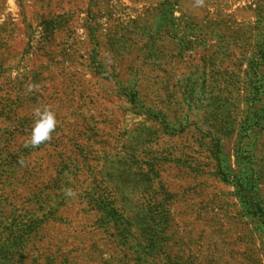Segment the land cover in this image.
<instances>
[{
	"label": "rangeland",
	"instance_id": "obj_1",
	"mask_svg": "<svg viewBox=\"0 0 264 264\" xmlns=\"http://www.w3.org/2000/svg\"><path fill=\"white\" fill-rule=\"evenodd\" d=\"M0 264H264V0H0Z\"/></svg>",
	"mask_w": 264,
	"mask_h": 264
}]
</instances>
